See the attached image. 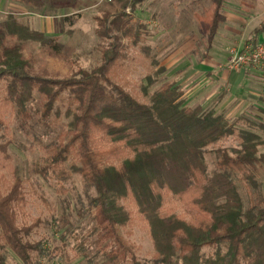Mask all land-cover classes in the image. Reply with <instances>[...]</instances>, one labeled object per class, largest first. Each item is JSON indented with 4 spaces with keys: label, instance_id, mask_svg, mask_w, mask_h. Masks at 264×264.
Listing matches in <instances>:
<instances>
[{
    "label": "trees",
    "instance_id": "1",
    "mask_svg": "<svg viewBox=\"0 0 264 264\" xmlns=\"http://www.w3.org/2000/svg\"><path fill=\"white\" fill-rule=\"evenodd\" d=\"M75 1L51 0L54 7ZM146 1L131 0L120 14L106 13L98 19L99 38L113 42L103 51L98 68L81 69L70 79L34 75L22 47H5L0 33V139L9 133L6 110L15 112L22 129L35 124L49 128L62 115L70 119L69 138L47 146L34 172L47 180L54 177L62 192L71 172L95 188L97 196L89 203L94 225L85 239L77 237L85 264H264V198L258 196L247 207L234 179L242 175L255 185L254 176L264 170V154L255 142L260 138L242 132L240 150H212L216 168L209 171L206 163L209 148L235 136L244 117L230 122L204 107H186L183 92L169 83L156 93L153 105L142 104L111 80L121 55L120 38L113 32L138 44L146 27L133 23L131 13ZM225 1L213 0L212 11L199 18L207 51L226 22ZM5 27L19 40L63 49L56 38L31 29L14 15H8ZM263 31L264 26L257 33ZM251 126L264 134V122ZM8 144H0L1 153ZM166 193L180 201L191 220L162 214ZM127 200L150 226L156 251L151 260L140 261L134 246L121 235V227L130 220L121 204ZM23 204L21 178L14 179L6 195L0 183V242L24 264H32L31 255L38 248L23 241L17 224L16 207ZM37 225L24 231L30 233ZM4 244L0 243V264H6ZM99 257L105 261L98 263Z\"/></svg>",
    "mask_w": 264,
    "mask_h": 264
},
{
    "label": "rangeland",
    "instance_id": "2",
    "mask_svg": "<svg viewBox=\"0 0 264 264\" xmlns=\"http://www.w3.org/2000/svg\"><path fill=\"white\" fill-rule=\"evenodd\" d=\"M130 1L76 0L66 7H54L51 0H0V33L5 47H22L24 57L32 61L34 75L70 79L81 69L91 72L102 64L103 51L113 40L99 38L98 19L106 13L120 14L129 8ZM212 9L213 0H148L139 5L131 13V19L133 23L146 27L142 40L136 44L121 32H113V36L120 38L121 55L111 73L112 82L138 102L150 106L165 83L178 87L183 92L185 106L191 108L203 102L204 96L211 97L208 94L212 92L211 100L204 103V108L219 115L215 105L222 92L219 79L212 72L206 75L205 72L209 71H199L202 70L200 63L210 62V53L206 56V35L199 18L205 17ZM223 11L228 21L219 30L215 41L218 49L213 53L217 55L213 57L220 63L221 72L232 52H239L252 43L253 32L248 26L250 28L257 13L264 11V0H226ZM10 14L31 29L56 38L63 49L54 51L39 43L11 36L5 27ZM253 75V80L264 87L263 76ZM211 81L214 84L208 87ZM4 116L9 133L5 139H0V144L8 141L9 144L5 153L0 152L1 190L6 195L16 177L23 182L24 204L22 208L16 207L17 224L23 231V241L38 248L31 255L32 264H85L77 237L85 239L94 225V210L89 203L97 196L95 188L71 172L65 192H62L54 177L47 180L34 172L46 156L47 146L69 138L70 119L62 115V118H54L49 128L35 124L32 128L22 129L13 110H6ZM243 117V121L237 124L235 136L209 148L206 154L209 171L216 168L212 150H240L242 132L258 136L260 139L255 142L259 144V153L264 154V143H261L264 134L251 126V122H264V100L255 102ZM237 119L228 120L235 122ZM67 168L71 171L70 164ZM234 179L247 207L258 196L264 198V170L254 176L255 185L243 180L242 175L234 176ZM121 204L130 213V220L121 227V235L134 246L140 261L153 259L156 251L146 218L129 200ZM162 214H178L187 220L192 219L191 213L172 193L165 194ZM34 223L38 224L37 227L26 234L24 228ZM0 243L4 244L3 241ZM204 251L210 252L208 249ZM2 253L6 264H24L5 244ZM104 261L103 257L97 258L98 263Z\"/></svg>",
    "mask_w": 264,
    "mask_h": 264
},
{
    "label": "crops",
    "instance_id": "3",
    "mask_svg": "<svg viewBox=\"0 0 264 264\" xmlns=\"http://www.w3.org/2000/svg\"><path fill=\"white\" fill-rule=\"evenodd\" d=\"M255 16L256 19L253 20L255 22L254 23L253 21L251 22L250 28L248 26V29H250V31L253 32L252 43L253 44L264 43V31L257 33V31L264 26V11L262 13H257ZM227 21L228 18L226 16V22L223 25H225ZM217 36L215 37L211 49L206 52V56H208V53H210L209 55L210 62L208 61V63L207 62L200 63L201 65L200 67L202 70L199 71L203 73L202 71L207 70L209 72H205L206 75L213 73L219 79L218 86L222 88V92L220 94L219 99L215 103V105L217 106V113L224 115L226 119H234V118L237 119L239 117H243L244 113H246V111H248V109H250V107L254 105L255 102L258 101L260 103L264 100V92H263L264 87L262 84H259L258 82L253 80V76H254L253 74H260L259 72L253 69L231 71L227 68L229 60L225 66V70H223L222 72L219 71L220 63L216 61L215 58L213 57V56H217L216 54H213L218 49L215 48V41L217 39ZM226 45L227 44H225L224 47ZM211 59H214V62H212ZM195 72L198 71L196 70ZM213 84L214 83H212L211 81L208 87H211ZM211 93L208 95L212 97ZM211 97L204 96L202 99L203 102L199 103L196 107L198 106L204 107V103L210 102L209 100H211Z\"/></svg>",
    "mask_w": 264,
    "mask_h": 264
},
{
    "label": "built area",
    "instance_id": "4",
    "mask_svg": "<svg viewBox=\"0 0 264 264\" xmlns=\"http://www.w3.org/2000/svg\"><path fill=\"white\" fill-rule=\"evenodd\" d=\"M227 68L231 71L253 69L264 78V43H251L239 52H232Z\"/></svg>",
    "mask_w": 264,
    "mask_h": 264
}]
</instances>
